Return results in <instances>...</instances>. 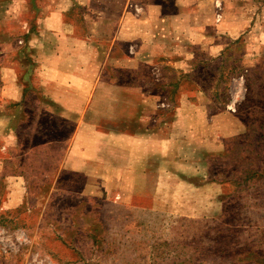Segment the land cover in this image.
<instances>
[{"label":"rangeland","instance_id":"obj_1","mask_svg":"<svg viewBox=\"0 0 264 264\" xmlns=\"http://www.w3.org/2000/svg\"><path fill=\"white\" fill-rule=\"evenodd\" d=\"M22 1L12 53L22 68L61 64V45L85 44L39 28L61 0ZM145 1L76 0L67 11L77 18L107 13L82 61L91 47L105 62L121 16L134 26L154 12ZM214 2L200 8L211 21L192 30L202 39L185 38L183 23L154 24L158 61L135 79L157 97L155 141L74 148L61 86L28 87L0 127V264H264V0Z\"/></svg>","mask_w":264,"mask_h":264},{"label":"crops","instance_id":"obj_2","mask_svg":"<svg viewBox=\"0 0 264 264\" xmlns=\"http://www.w3.org/2000/svg\"><path fill=\"white\" fill-rule=\"evenodd\" d=\"M3 1L0 0V127L12 121L20 102L24 99L28 101L30 94H25L28 87L31 84L39 85V79H43L41 85L61 86V94H55L61 102V126H71L70 142L75 143L74 148L77 149L95 144L97 148L102 147L103 142L109 148H123V144L128 142L145 144L146 137L151 141L156 140V136L163 131L162 120L151 128L147 127V123L155 113L157 97L155 94H144L139 86L140 81L135 79L140 80L138 72L141 73L142 68L148 67L152 61H158L155 51L158 29L154 24L159 20L183 23L178 30L186 34L183 35L185 38L190 35L202 39L208 33L200 31L195 34L192 30L201 28L202 22H210L211 19L200 8L215 4L214 0H146L148 9L151 5L154 12L150 13L149 9L134 26L129 24L128 17L121 16L110 33L111 45L106 61L99 62L97 49L92 51L90 47L85 52L88 61H82L86 58L82 57V50L87 49L88 41L92 46V37L97 36L93 33L97 27L92 26V22L102 24L106 21L107 13H85L77 18L67 11L75 6L76 0H61L60 11L41 15L39 28L61 29V37L81 38L85 44L82 47H77V43L61 45V64H46L39 60L31 63L28 60L22 68L12 54L19 48L20 41L19 33L15 31L19 22L18 0H6L9 10H3ZM22 2L27 4V0ZM191 7H196V10L193 11ZM13 11L17 14L11 15ZM7 20L13 21L15 26L6 25ZM82 23L92 26L84 35V31L80 30ZM132 42L135 43L134 53L129 49ZM111 57H115V61H109ZM168 124V132L177 129V117Z\"/></svg>","mask_w":264,"mask_h":264},{"label":"built area","instance_id":"obj_3","mask_svg":"<svg viewBox=\"0 0 264 264\" xmlns=\"http://www.w3.org/2000/svg\"><path fill=\"white\" fill-rule=\"evenodd\" d=\"M219 17H220V15H219Z\"/></svg>","mask_w":264,"mask_h":264}]
</instances>
